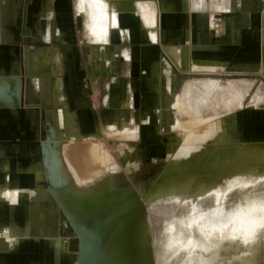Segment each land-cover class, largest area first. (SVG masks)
I'll list each match as a JSON object with an SVG mask.
<instances>
[{"label":"crops","instance_id":"obj_1","mask_svg":"<svg viewBox=\"0 0 264 264\" xmlns=\"http://www.w3.org/2000/svg\"><path fill=\"white\" fill-rule=\"evenodd\" d=\"M46 1L28 0L25 3L24 26L28 33L22 34L13 7L16 11L20 7L22 10L23 2L0 0V52L10 56L17 54V58L8 67L0 61V193L4 190L15 193L11 199L17 200V204H12L8 201L11 199L0 195V264H79L78 252H74L75 244H70L61 235L64 224L58 223V214L53 216L58 205L55 208L49 205V199L52 198L49 194L45 198L46 191L52 192L47 179L37 177L38 171L44 173L45 161L41 140L37 139L34 110L29 106H19L20 47L23 48L25 82L28 77L32 92L36 93L39 102L43 104L48 125L46 132L49 136L50 128L61 135L71 132L66 127L67 123L60 127L65 115L76 126L74 137L80 135L74 116L75 106H72L71 96L67 99L65 91L63 92L59 76V73L62 74L60 70L77 69L73 61H63V53L71 46L76 49L87 47L95 52L94 60L97 64L88 63V74H98L100 61L102 69L112 68L111 64L108 65L104 52H115V46L125 37L138 48V52L146 54L153 49L156 58L153 71L159 81L158 101H162L163 92L159 89H163V70L167 69L163 53L173 59L179 70L191 71H195L194 62L204 66L217 63L222 68L227 64L233 67L242 64L247 68L260 69V63L264 59V0H203V3L200 0V5L197 2L199 0H93L92 3L80 6L76 0L77 21L84 35L82 40H75L74 45L66 43L64 47L60 44L69 36L67 3L65 0H48L49 12L41 17ZM43 25L45 28L41 30ZM56 39L59 45L37 43ZM135 50L125 47L120 54L124 60H128L130 52ZM157 53L159 55L156 56ZM145 59L144 57L143 61ZM147 59L151 60L150 57ZM45 63L50 71L53 69L51 72L55 76L53 101L60 108V117L55 114L48 116L45 104L47 98H51L40 77ZM191 79L184 84H192V81L189 83ZM110 80L107 77L106 83ZM60 87L63 97L58 93ZM181 87L179 83L174 91L177 110ZM25 92L26 89L25 103H32L34 107L39 105V102H27L31 99ZM73 94L77 106L76 89ZM160 109L161 105L157 109L158 118ZM229 113L231 112L225 115ZM178 124L179 122L175 127ZM37 151L39 156L34 157ZM40 202L45 203L44 209L39 208ZM53 219L57 221L54 234ZM4 230L10 233L3 232Z\"/></svg>","mask_w":264,"mask_h":264},{"label":"bare ground","instance_id":"obj_2","mask_svg":"<svg viewBox=\"0 0 264 264\" xmlns=\"http://www.w3.org/2000/svg\"><path fill=\"white\" fill-rule=\"evenodd\" d=\"M78 1L80 6L87 2L92 3L93 0ZM201 1L203 3V0ZM20 57L22 73L20 67L19 72L23 76V91L20 93L19 106L26 107L23 48ZM194 63L195 70H210L219 65L211 63L204 66L199 62ZM236 67L247 68L242 64ZM260 69L264 71V59L260 63ZM252 82L246 79L226 80L221 83L215 78L206 77L195 78L192 84H184L181 87L178 107L182 113V122L178 125H187L184 129L185 136L182 138L184 143L176 148L177 152L172 155L170 162L165 165L144 196H131V189H116L110 183L109 170L105 171L103 168L95 169L92 174H87L89 176L78 177L76 183L68 186L70 174L64 143L76 135V126L65 115L61 121L67 123L65 126L71 132L61 135L50 128L49 136L46 132L47 117L44 118L40 124L42 135L39 139L45 170L44 173L38 171L37 177L47 179L49 189L59 203L58 223L64 224V227H61V235L77 246V234L72 223L77 225L80 217L88 218L104 211L98 221V228L104 229L100 235L99 249L104 260L113 264H264V201L254 202L242 211L235 212V209L231 211L232 214L229 212L230 215L220 231H216L204 216L196 223L183 220L184 214L190 209L192 199L199 194H203L204 201L212 200L217 190L231 186L234 192L240 193L254 184L253 179L263 178L264 149L236 143L225 144L228 131L225 128L230 119H217L226 116L221 114L237 110L241 97L248 91ZM252 102L259 106L264 105L263 89L256 90ZM200 104L203 105L202 110ZM204 109L209 110L211 123L213 119L217 122L214 126L210 123L208 131H200V128L198 131L194 130V126L205 121H199L202 119L199 117L205 116L199 111ZM168 111V106L163 110L161 107L160 120L164 115L166 121L169 119ZM183 114L187 115V119ZM194 119L199 122L191 127L189 123ZM125 125L122 123L124 128L121 133L128 132ZM108 131L116 132V129L114 131L108 128ZM209 142H213L214 146L210 147ZM84 153L82 149V160L87 159ZM200 161H206L205 165L199 167ZM85 164L86 161H83L82 166ZM1 192L0 195L5 199H11L15 194L6 190ZM38 194L40 193H36ZM146 218L156 223L171 219L169 223L164 224L166 226L161 231V237L156 238L160 249L155 254L150 250L149 244L144 243L138 235V230L143 222H146ZM54 245L57 246L56 241Z\"/></svg>","mask_w":264,"mask_h":264},{"label":"rangeland","instance_id":"obj_3","mask_svg":"<svg viewBox=\"0 0 264 264\" xmlns=\"http://www.w3.org/2000/svg\"><path fill=\"white\" fill-rule=\"evenodd\" d=\"M75 1L65 0V3H67L66 7L68 8L67 35L69 36L65 42L60 44L63 47L66 43L74 45L75 40H82L84 35V31L80 30L81 28L78 25ZM47 3L48 0L46 1L44 10L41 12V17H45L49 12ZM43 28H45V25L41 27V30ZM57 40H51V42L47 43H37H39L38 45H59ZM149 43L151 44V42ZM83 44L86 43L83 42ZM118 44L115 46V52L112 53L110 50L104 52L108 65L111 64L113 69H102L100 61L98 74H88V63L97 64L94 60L96 54L93 50L87 47H77L76 49L71 46L70 49H66L65 54L63 53V61H73L74 65L76 63L77 66V69L73 68V71L68 68L60 70L62 74L60 75L59 73V76L67 99H69V96L72 98V106H75L74 116L80 131V135L72 137L71 140L64 143V153L66 160H68V173L70 174L68 186L76 183L78 177L89 176L87 174H92L95 169L103 168L105 171L109 170L110 183L116 189L121 191L131 189V196H144L154 180L160 176L165 165L170 162L172 155L184 143L182 138L185 136L184 129L187 128V125L182 123L183 125L175 127L177 122H182L180 121L182 113L179 109L175 108L174 91L179 83L181 87L182 84L187 83L191 78L189 83L194 78L206 77L215 78L221 83L232 79H248L249 81H253L249 90L241 97L240 107L233 113H229L222 118L218 117L217 119H230L226 124L227 129L225 128V130H228L224 141L225 144L256 145L264 149V105L259 106L257 103L254 104L252 102L256 90L258 88L264 90V71L262 69L256 67H233L231 64H227L224 68L217 66L210 70H179L173 59L167 53H163L164 64L167 69L163 70L165 83L161 98L163 108L165 106L169 108L170 117L166 121L164 115L160 120L157 116V109L160 105L157 97V84L159 81L153 71L156 65L155 53L152 52L153 49H150L149 53L146 54L138 52V48L134 47V44L129 42L127 37L120 40ZM63 47L62 49H64ZM125 47H128V50L136 49L134 52H130L131 57L128 60H124L120 54L121 49ZM139 50L141 49L139 48ZM4 54L0 52V61L8 67L17 58V54L15 55L14 53L12 56ZM157 55L159 54L157 53ZM144 57L146 58L145 61H143ZM148 57L151 60L147 59ZM40 73V77L45 84V91L49 92V97L51 98V100L47 98L45 104L47 105L48 116L52 117L55 114L60 117V108L53 101V80L55 76L49 70L46 63L43 64ZM107 77L111 78L108 83H106ZM25 89L26 96L31 99L27 102H39L36 93H33L31 90L28 77H26ZM60 89L61 87L58 89V93L62 96ZM75 89L77 91V104L79 106H76V100L73 99ZM127 101L128 104H126ZM202 106L200 104L201 110ZM29 108L34 110V123L37 129V139H39L42 135L40 124L45 118L46 112L43 104L40 102L36 107L29 106ZM69 109L73 110L72 108ZM203 111H199V113H202V116H207H204V118L199 117L202 119H198L199 121L205 120L204 123L200 121L201 124L198 123V126H194L199 122L195 121L198 119H194L189 123L191 127H195L194 130L197 129L198 131L200 128V131H208L207 129L210 127L211 119L208 117V113L210 112L206 109ZM183 117L187 119L186 114H183ZM216 122L217 120L213 119L211 126H214ZM122 123L128 127H126L127 133L120 132L124 128L122 127ZM63 124L61 121L60 127ZM189 124L188 127H190ZM108 128L114 129V131L116 129V132H109ZM129 128L131 131H129ZM132 130L133 133H131ZM208 145L212 147L214 143L209 142ZM82 149L85 152L84 154H86L87 159L85 160H82L80 155ZM38 156L39 153L37 151L34 157ZM83 161H86V164L82 166ZM205 162L200 161L198 163L199 167L204 166ZM253 180L254 184L240 193L234 192V188L229 186L223 190L215 191L212 200L204 201L203 194H199V196L192 199L190 209L184 214L183 220L189 223H196L204 216L216 231H220L230 215L229 212L235 209V212L237 210L242 211L254 202L264 201V176L263 178L259 177V179L255 178ZM48 194L52 197L49 199V205L54 208L58 205L59 208V203L52 192L46 191L45 198ZM8 201L12 204H17L16 199ZM38 206L44 209L46 205L40 202ZM57 214L56 210L53 216ZM147 219L140 226L138 235L144 243L149 244L150 250L154 251L153 253L155 254L160 249L156 238L161 237V231L166 226L164 224L169 223L171 219L159 223ZM53 226L52 234L56 233L54 228L57 226V221L54 219ZM3 232L10 233L8 230H4ZM76 247L74 248V252L77 249Z\"/></svg>","mask_w":264,"mask_h":264},{"label":"water","instance_id":"obj_4","mask_svg":"<svg viewBox=\"0 0 264 264\" xmlns=\"http://www.w3.org/2000/svg\"><path fill=\"white\" fill-rule=\"evenodd\" d=\"M28 0H23V7H22V15H21V26H20V32L22 34H27L28 30L24 26V20H25V3ZM22 48L20 47L19 53L21 52ZM21 61V57H20ZM21 73H22V66L20 67ZM20 81V93L23 91V76H19ZM20 104H22V97L20 98ZM26 106H35L34 104H25ZM177 172V171H176ZM174 172V174H176ZM106 209V208H105ZM108 211V207L106 209ZM104 214V211H101L97 213L95 216H91L88 218H79V223L77 225L75 222L72 223L73 229H75V232L77 234L78 239V245H77V251H78V261L79 264H113L111 261H105L102 257L99 249L100 244V235L104 231V229L98 228V221ZM63 215L60 212V217ZM117 217H115L116 219ZM79 227V228H78ZM103 230V231H102Z\"/></svg>","mask_w":264,"mask_h":264},{"label":"flooded vegetation","instance_id":"obj_5","mask_svg":"<svg viewBox=\"0 0 264 264\" xmlns=\"http://www.w3.org/2000/svg\"><path fill=\"white\" fill-rule=\"evenodd\" d=\"M22 2H23V0H21V3H22ZM26 3H27V2H26ZM13 12H15V17L18 18V22H17L18 26H21V15H22L21 7H20V9H19L18 11H16V9H14V7H13ZM162 90H163V89L160 88V92H161ZM159 103H160V105H161V107H162V110H163L164 108H163V105H162V101H159Z\"/></svg>","mask_w":264,"mask_h":264}]
</instances>
